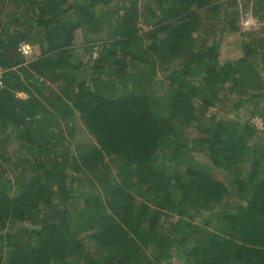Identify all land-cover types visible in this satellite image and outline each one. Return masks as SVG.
<instances>
[{
	"label": "trees",
	"instance_id": "obj_1",
	"mask_svg": "<svg viewBox=\"0 0 264 264\" xmlns=\"http://www.w3.org/2000/svg\"><path fill=\"white\" fill-rule=\"evenodd\" d=\"M147 2L0 0V147L30 155L0 151V264H169L173 249L181 264H264V145L227 117L254 102L264 130L263 28L219 57L240 5L262 20L264 0ZM79 31L103 33L88 66ZM75 117L92 142L71 151L59 127Z\"/></svg>",
	"mask_w": 264,
	"mask_h": 264
},
{
	"label": "rangeland",
	"instance_id": "obj_2",
	"mask_svg": "<svg viewBox=\"0 0 264 264\" xmlns=\"http://www.w3.org/2000/svg\"><path fill=\"white\" fill-rule=\"evenodd\" d=\"M148 5L147 0H137V7L139 10H143V7H146ZM244 8L240 5V16H239V26H240V33H231V34H225L224 39L222 40L221 43V47H220V51H219V57L222 60L225 59H236L237 57L241 56L243 53V45H242V40L244 41H249L250 39L248 38V35H246L247 33H253L252 37H258L260 36V30L262 32V35L264 34V17L262 20L257 19V18H252L251 14H250V8L249 11H245L243 10ZM247 22V23H246ZM142 29L147 28L146 25L142 24ZM103 35L102 34H92L90 36H88L86 39H84L83 37V33H81L79 31L78 36H77V45L79 46L78 51H76L79 55V60L78 61H83V64L88 66V64L90 63L91 58L95 57L97 54V51L100 47V43H101V39H99V37H101ZM243 41V42H244ZM25 44H29L26 42H23ZM30 45V44H29ZM31 46V52L27 55L21 54L20 51L19 53L26 58V60H30L33 58L34 55H36L37 50L36 47L33 45ZM19 48V47H18ZM80 52V53H79ZM77 61V62H78ZM83 65V66H84ZM82 66V67H83ZM3 74H4V69L2 68V66L0 65ZM85 71V72H84ZM82 70L81 72H79L78 70L76 71V74L78 76H83V77H90L91 73L85 68V70ZM86 73V74H85ZM3 76V75H2ZM158 79H161L159 76L157 77ZM54 88L58 89L57 86H55ZM21 97H25L26 95L24 93H19L18 94ZM258 106H263L264 107V99L260 100L259 103H257ZM255 107H254V102H251L250 107L247 109H242L238 112L237 117H235L234 113H230L227 115L228 118H234V119H238L240 118L241 120H247L248 122L251 123L252 125H255L257 129H259L260 131L258 132V134L256 135V138L259 141V144L264 145V130L261 131L262 127H258V123H260V121L262 122V120L257 117V116H252L251 112L254 111ZM70 129V135H68V131ZM60 133L62 134V136L65 135V138L70 140L71 143V151H74L75 147L77 145H82L84 142H92L89 141L90 139V135L86 132L85 128L83 127L82 123L80 122V120L78 118H74L73 119V126H69L68 122H61L60 127H59ZM184 137L190 138L191 135L189 130L186 129L183 130V134ZM1 137V136H0ZM58 139H61V136L58 137ZM15 149V151H14ZM5 150L7 154H9V156H11L13 153L18 152L19 155H23L21 158L24 159L25 157H28L29 153H26L23 150V147L21 145H19V141H15L12 140L11 137L10 139L7 140V143L3 144L2 147H0V151ZM59 150V149H58ZM30 156V155H29ZM201 157V156H200ZM199 157V158H200ZM202 158V157H201ZM12 159V156H11ZM14 160L16 159V157L13 158ZM202 160V159H201ZM4 162V161H3ZM10 164H6V168L11 172L12 170H18V166L16 168H14V164L13 161L10 160L9 162ZM111 165V163H110ZM175 166L179 167L180 164H174ZM109 173H116L114 166H110L109 167ZM10 172H9V176H10ZM12 177V176H11ZM78 178L76 179L77 181L82 180L84 177L82 175H78ZM13 180V179H12ZM95 185H99V182H97V180L94 181ZM85 184V183H82ZM88 185H90V182H88ZM82 188V186H80L79 184L77 185V189L78 192L79 190ZM77 193V192H76ZM76 197V201L79 200L80 201V196L79 194L75 195ZM206 213L203 211L200 216H204ZM200 216H196L195 221H199V217ZM176 215L175 213H169L167 216H165L163 218V224L165 227H168L170 224H172L174 222ZM30 227V225L28 226ZM83 236V235H82ZM85 244L87 246L88 249L90 250H97L95 243L89 241V239L85 238ZM179 248H183L184 247H179ZM185 258V253L182 251V249H173L172 250V257L171 259L168 261L169 264H181V262L184 260Z\"/></svg>",
	"mask_w": 264,
	"mask_h": 264
},
{
	"label": "built area",
	"instance_id": "obj_3",
	"mask_svg": "<svg viewBox=\"0 0 264 264\" xmlns=\"http://www.w3.org/2000/svg\"><path fill=\"white\" fill-rule=\"evenodd\" d=\"M247 23V22H246ZM18 50L20 51L21 54L27 55L31 52V46L29 44H25V43H21L19 45ZM3 75V71L0 67V86L2 85V76ZM258 127H262L263 123L260 121V123H258Z\"/></svg>",
	"mask_w": 264,
	"mask_h": 264
}]
</instances>
